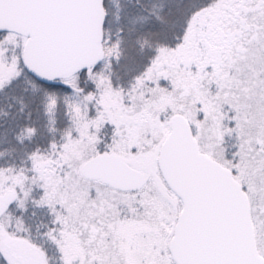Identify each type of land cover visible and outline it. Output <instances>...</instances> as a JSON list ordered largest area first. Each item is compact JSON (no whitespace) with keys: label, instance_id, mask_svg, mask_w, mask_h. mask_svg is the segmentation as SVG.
<instances>
[{"label":"snow or ice","instance_id":"obj_1","mask_svg":"<svg viewBox=\"0 0 264 264\" xmlns=\"http://www.w3.org/2000/svg\"><path fill=\"white\" fill-rule=\"evenodd\" d=\"M0 264H264V0H0Z\"/></svg>","mask_w":264,"mask_h":264}]
</instances>
